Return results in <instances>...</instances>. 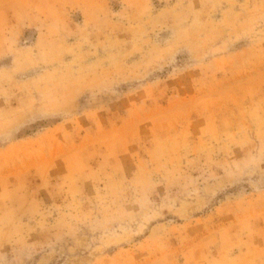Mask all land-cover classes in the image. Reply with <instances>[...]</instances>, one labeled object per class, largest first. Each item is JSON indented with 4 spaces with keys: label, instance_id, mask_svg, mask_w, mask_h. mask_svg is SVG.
<instances>
[{
    "label": "rangeland",
    "instance_id": "obj_1",
    "mask_svg": "<svg viewBox=\"0 0 264 264\" xmlns=\"http://www.w3.org/2000/svg\"><path fill=\"white\" fill-rule=\"evenodd\" d=\"M0 264H264V0H0Z\"/></svg>",
    "mask_w": 264,
    "mask_h": 264
}]
</instances>
